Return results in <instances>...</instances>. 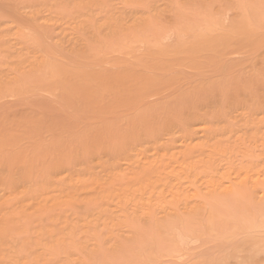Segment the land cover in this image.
<instances>
[{"label":"rangeland","instance_id":"374dc122","mask_svg":"<svg viewBox=\"0 0 264 264\" xmlns=\"http://www.w3.org/2000/svg\"><path fill=\"white\" fill-rule=\"evenodd\" d=\"M231 1L0 0V140L16 143L0 148V171L15 170L8 176L14 184L26 177L34 188L26 198L38 197L46 185L59 188L60 196L73 183L79 189L77 198L73 187L75 199L65 196L71 203L61 196L50 212H21L4 242L19 239L11 248L0 244V264H264V40L243 53L200 58L197 69H166L149 54L158 42L153 51L176 48L204 32L229 30L243 17L264 29V0ZM76 66L135 76L125 90H134L144 74L171 81L156 85L160 92L124 90L119 100L109 78L110 93L75 107L45 83L56 69ZM104 181L115 192L102 188ZM40 228L52 231L43 242L56 235L66 246L46 250Z\"/></svg>","mask_w":264,"mask_h":264},{"label":"bare ground","instance_id":"6f19581e","mask_svg":"<svg viewBox=\"0 0 264 264\" xmlns=\"http://www.w3.org/2000/svg\"><path fill=\"white\" fill-rule=\"evenodd\" d=\"M235 1V0H234ZM240 1V0H239ZM243 1V0H242ZM242 1H240V2H242ZM246 1V0H245ZM244 1V2H245ZM231 2H233V0L231 1ZM234 3H238V0L236 1V2H234ZM246 3V2H245ZM238 4H241V3H238ZM251 4V3H250ZM237 6V5H236ZM235 6V7H236ZM242 6H243V3H242ZM224 7V6H223ZM238 7V6H237ZM247 7V6H246ZM252 7H253V5H252ZM261 7V6H260ZM248 8V7H247ZM251 8V7H250ZM242 9V8H241ZM244 9V8H243ZM252 9H254V8H252ZM238 10V9H237ZM238 11H240V10H238ZM252 13H253V11H252ZM254 13H256V12H254ZM240 14V13H239ZM248 14H249V12H248ZM261 14V13H260ZM242 15V14H241ZM247 15V14H246ZM252 15V14H251ZM264 16V15H263ZM247 17H250L249 15L247 16ZM253 17V16H252ZM261 17V16H260ZM245 20H243V21H241V23L239 24V25H236L235 27H233V28H229V30H226L225 29V31H220V30H217V31H215V32H204V33H202L201 35H199L198 37L196 36V38L194 37V39L193 40H191L190 42L188 41V43H186V44H183V43H181L180 45H178V43L176 44L178 47H176V48H169V50L168 49H166V50H159L158 48V50L157 49H154L155 51H153V48L156 46V45H158V43H160V42H158L153 48H151V50L153 51V53H152V51H150L151 53H149V54H151L150 56H151V59H155V61H157L158 62V64L159 65H161L162 67H164V68H166V67H173V66H184V67H195L196 69L198 68V67H200L201 66V62H199V60H200V58L202 59L203 57H210L211 58V60H213V59H218V57H220V56H224V54L225 53H227L228 51L229 52H233L234 50L235 51H242V53H243V51L245 52V50H248L249 48L251 49V47L253 48V47H261V42L264 40V29L263 28H261L262 26H260V27H258V26H255L254 25V22L256 23L257 21H254V22H252L251 20L253 19H250V18H246V17H243ZM242 18V19H243ZM262 18H264V17H262ZM234 19H236V18H234ZM256 20V19H255ZM259 20V19H258ZM264 20V19H263ZM213 21V20H212ZM211 21V22H212ZM221 21V20H220ZM222 22V21H221ZM203 23V22H202ZM201 23V24H202ZM204 23H205V21H204ZM203 23V24H204ZM223 23V22H222ZM221 23V24H222ZM187 24V23H186ZM192 24V23H191ZM213 24V23H212ZM217 23L215 22V24H213V25H216ZM235 24V23H234ZM238 24V23H237ZM188 25V24H187ZM206 25V24H205ZM204 25V26H205ZM202 26V25H201ZM219 26V25H218ZM223 26V25H222ZM226 26V25H225ZM228 26H231V25H228ZM189 27H191V26H189ZM209 27H211V25L209 24ZM213 27V26H212ZM211 27V28H212ZM187 28V27H186ZM206 28H207V26H206ZM206 28H205V30H206ZM217 28V27H216ZM189 29V28H188ZM219 29V28H218ZM192 30H195V28L194 29H192ZM209 30V29H208ZM211 30V29H210ZM216 30V29H215ZM149 31V30H148ZM147 31V32H148ZM193 32V31H192ZM198 32V31H197ZM138 33V32H137ZM142 33V32H141ZM195 33H196V31H195ZM194 33V34H195ZM133 34V33H132ZM186 34H188V32L186 33ZM140 35V34H139ZM138 34L137 35H134V36H139ZM147 35V34H146ZM146 35L144 36V37H146ZM148 35H150V34H148ZM179 35H181V34H179ZM183 36V35H182ZM191 36H192V34H191ZM147 37H149V36H147ZM151 37V36H150ZM135 38V37H134ZM134 38L132 39V40H134ZM137 38V37H136ZM141 38V37H140ZM131 40V41H132ZM146 40H147V38H146ZM148 40H149V38H148ZM130 41V40H129ZM142 41V40H141ZM156 41V40H155ZM100 42V41H99ZM136 42V41H135ZM150 42H151V40H150ZM157 42V41H156ZM173 42V41H172ZM103 43H105V41L103 42ZM125 43V42H124ZM140 43H142V42H140ZM153 43V42H152ZM161 44V43H160ZM174 44H175V42H174ZM260 44V46H257V45H259ZM264 44V43H263ZM135 45V44H134ZM153 45V44H152ZM165 45V44H164ZM146 46H147V44H146ZM124 47V46H123ZM127 47V46H126ZM132 47V46H131ZM139 48L141 47V46H138ZM150 47V46H149ZM157 47V46H156ZM117 48V47H116ZM115 48V49H116ZM133 48V47H132ZM128 49V48H127ZM249 49V50H250ZM254 49V48H253ZM117 50V49H116ZM118 50H121L120 48L118 49ZM117 50V51H118ZM124 50H125V48H124ZM138 50V49H137ZM252 50V49H251ZM130 51V50H129ZM142 51V50H141ZM240 51V52H241ZM145 52H146V50H145ZM228 52V53H229ZM247 52V51H246ZM129 54V53H128ZM143 54V53H142ZM241 54V53H240ZM148 54L146 53V56H147ZM234 54H232V56H233ZM238 55V54H237ZM126 56V55H125ZM139 56H141V55H139ZM143 56V55H142ZM149 56V57H150ZM226 56V55H225ZM96 57V56H95ZM228 57H230V55L228 56ZM258 57V56H257ZM141 58V57H140ZM242 58V57H241ZM97 59V58H96ZM131 59V58H130ZM135 59V58H134ZM143 59V58H142ZM146 60H148V58H145ZM144 59V60H145ZM209 59V58H208ZM222 59V58H221ZM143 60V61H144ZM207 60V59H206ZM257 60V59H256ZM141 61V60H140ZM255 61V60H254ZM130 62V61H129ZM134 63H135V60L133 61ZM132 62V63H133ZM153 62V61H152ZM157 62H155V63H157ZM247 62V61H246ZM255 62H257V61H255ZM139 63V62H138ZM142 63V62H141ZM150 63V62H149ZM208 63V62H207ZM244 63V62H243ZM242 63V64H243ZM140 64V63H139ZM145 64V63H144ZM153 64V63H152ZM158 64H157V67H158ZM246 64V63H245ZM142 65H143V63H142ZM146 65V64H145ZM149 65H151V64H149ZM206 65V64H205ZM58 66V65H57ZM60 66V65H59ZM155 66H156V64H155ZM56 67V66H55ZM86 67V66H85ZM140 67V66H139ZM143 67V66H142ZM151 67V66H150ZM183 67V68H184ZM204 67V66H203ZM245 67V66H244ZM250 67V66H249ZM73 68V67H72ZM75 68H77V69H75V71H74V69L72 70V69H68L69 70V72L68 71H66L65 69L66 68H58V69H56V71L54 72V74H53V76H52V78H49L48 79V81H47V83H45V85H47V87L46 88H51L52 89V91L53 92H59V93H61L62 95L64 94V95H68V97H70L71 98V100H72V102H73V104L75 105V107H79V106H81V103H82V101H83V99L84 98H86V99H88V98H90V97H92L91 99H95L96 97H99V95H102V97H103V94H106L107 92H109L110 93V91L109 90H111L110 89V87H109V85L110 84H112V83H108V81H109V78H112L113 80H115L116 81V97H118L119 98V96L121 95L120 93L122 92V91H124L125 90V88L126 87H124V85H126L127 86V84L128 85H131V83L129 84V83H127V80H128V78H129V75H128V78H127V72L124 70V68L122 69V70H124V73L126 72V74H124V75H126L125 77L122 75V73H121V75H119V73L117 72H112V71H110L109 70V72H112V74L113 75H111L110 73L107 75L106 73L105 74H100V73H98V72H91V71H87V70H84L83 68V70L82 69H78V68H80L79 66L77 67H75ZM89 68V67H88ZM96 68V67H95ZM149 68V67H148ZM147 68V69H148ZM161 68V67H160ZM201 68H202V66H201ZM246 68V67H245ZM52 69V68H51ZM162 69V68H161ZM167 69V68H166ZM179 69V68H178ZM186 69V68H185ZM70 70H72V71H70ZM127 70V69H126ZM155 70H156V67H155ZM180 70V69H179ZM101 71V70H100ZM103 71V70H102ZM128 71V70H127ZM134 71V70H133ZM161 71V70H160ZM103 72H106V71H103ZM131 72V71H130ZM172 72V71H171ZM176 72V71H175ZM174 72V73H175ZM178 72V71H177ZM116 73V74H115ZM137 73H139V72H137ZM141 73H143V72H141ZM149 73V72H148ZM147 73V74H148ZM167 73V72H166ZM170 73V72H169ZM198 73H200L199 71H198ZM133 75H134V72L132 73ZM150 74H152V73H150ZM158 74V73H157ZM168 74V73H167ZM171 74H173V73H170V75ZM176 74V73H175ZM69 75V77H67ZM146 74H144V76H145ZM153 75H154V73H153ZM121 76H123V77H121ZM132 75L130 74V78H129V80L133 77H131ZM136 76H139V74L138 75H136ZM143 76V80H140V84H139V82L137 83V85L138 86H135L136 88H134V90H132V85H131V87H130V89H129V86H128V88H127V90H125V91H130L131 93L132 92H135V93H137V94H141V93H143L144 91L146 92V90L147 91H150V89L151 88H149V87H153L154 86V88H155V86L157 85L158 87H160L161 86V84H162V86H163V83L165 84H167V83H169L170 81H171V79L170 80H168L169 79V77H167L166 79L164 78V76H163V78H164V80H162L161 78H154V77H151V76H149V75H146L145 77ZM169 76V75H168ZM178 76V75H177ZM44 77H46V76H44ZM44 77H43V79H44ZM71 77V78H70ZM135 77V76H134ZM133 77V78H134ZM141 78H142V76H140ZM159 77V76H158ZM197 77V76H196ZM200 77V76H199ZM198 77V78H199ZM123 78V79H122ZM171 78V77H170ZM203 78H205V77H203ZM211 78V77H210ZM68 79H70L69 80V83H68ZM197 79V78H196ZM128 80V81H129ZM133 80V79H132ZM172 80H174V79H172ZM206 80V79H205ZM213 80V79H212ZM77 81H80V82H77ZM114 81V82H115ZM136 81V80H135ZM202 81H204V80H202ZM214 81V80H213ZM1 82V81H0ZM46 82V81H45ZM113 82V81H112ZM130 82V81H129ZM160 82H162L160 85H158ZM173 82V81H172ZM174 82H176V81H174ZM173 82V83H174ZM189 82H191V81H189ZM195 82H196V80H195ZM23 83V82H22ZM176 83H178V82H176ZM208 83V82H207ZM213 83V82H212ZM216 83V82H215ZM1 84L2 85H4L2 82L0 83V88H2V87H4V86H1ZM85 84V85H84ZM114 84V83H113ZM190 84V83H189ZM198 84H200V83H198ZM214 84V83H213ZM212 84V85H213ZM22 85V84H21ZM23 85H24V83H23ZM44 85V86H45ZM133 85H135V84H133ZM203 85H205V84H200V85H198L199 87L200 86H203ZM13 86V85H12ZM11 86V87H12ZM15 86H17V84L15 85ZM29 86V85H28ZM115 86V85H114ZM168 86V85H167ZM174 86V85H173ZM24 87V86H23ZM112 87V89H114L113 88V86H111ZM172 87V86H171ZM213 87H214V85H213ZM263 87V86H262ZM6 88V87H5ZM13 88V87H12ZM45 88V87H44ZM149 88V89H148ZM157 88V87H156ZM155 88V89H156ZM167 88V87H166ZM197 88V87H196ZM208 88V87H207ZM7 89V88H6ZM18 88H16V90H17ZM26 89V88H25ZM129 89V90H128ZM161 88H159V90H160ZM193 89V88H192ZM47 90V89H46ZM115 90V89H114ZM158 90V91H159ZM204 90V89H203ZM207 90V89H206ZM211 90V89H210ZM254 90V89H253ZM8 91V90H7ZM14 91V90H13ZM26 91H28V90H26ZM107 91V92H106ZM113 91V90H112ZM124 91V92H125ZM155 91V90H154ZM153 91V92H154ZM157 91V89H156V92H158ZM192 91L193 90H191V92L190 93H192ZM208 91V90H207ZM259 91V90H258ZM144 92V93H145ZM160 92V91H159ZM183 92V91H182ZM189 92V91H188ZM204 92V91H203ZM243 92V91H242ZM253 92V91H252ZM251 92V93H252ZM13 93H15V92H13ZM18 93H21V91L19 92L18 91ZM58 93V94H59ZM100 93H102V94H100ZM115 93V92H114ZM120 94L119 96H117V94ZM129 93V92H128ZM143 93V94H144ZM148 93V92H147ZM185 93H187V92H185ZM56 94V93H55ZM74 94H77V95H74ZM149 94V93H148ZM253 94V93H252ZM8 95V94H7ZM16 95V94H15ZM15 95H13V96H15ZM60 95V94H59ZM63 95V96H64ZM74 95V96H73ZM123 95V94H122ZM147 95V94H146ZM194 95V94H193ZM246 95V94H245ZM248 95H249V93H248ZM255 95H257V93H255ZM254 95V96H255ZM71 96H73V97H71ZM75 96H78V98H77V100H75ZM114 96V95H113ZM126 96H128V95H126ZM264 96V95H263ZM67 97V96H66ZM68 97H67V101H68ZM111 97V96H110ZM115 97V100L117 99ZM125 99H126V97L125 96H123ZM141 97V96H140ZM144 97V96H143ZM142 97V98H143ZM186 97V96H185ZM248 97H250V95L248 96ZM247 97V98H248ZM256 97V96H255ZM113 98V97H112ZM120 98H122V97H120ZM120 98H119V100H120ZM128 98H129V96H128ZM134 98H136V97H134ZM134 98H132V100L134 99ZM259 99H260V97H258ZM263 98V97H262ZM123 99V98H122ZM124 99V100H125ZM140 99V98H139ZM71 100H70V102H71ZM135 100V99H134ZM137 100V99H136ZM244 100V99H243ZM256 100V99H255ZM77 101V102H76ZM85 101V100H84ZM127 101V100H126ZM126 101H125V103H126ZM129 101H131V100H129L128 99V101L127 102H129ZM140 101H142V100H140ZM246 101V100H245ZM259 101V100H258ZM94 102V101H93ZM98 103L99 101L98 100H96L95 99V103ZM120 102H123V100L122 101H120ZM120 102L118 103V104H120ZM139 102V101H138ZM247 102V101H246ZM254 103V102H253ZM122 104H124V103H122ZM127 104V103H126ZM259 104H260V101H259ZM244 106H245V104H244ZM250 106H251V104H250ZM257 106H259L258 104H257ZM256 106V107H257ZM240 107V106H239ZM255 107V108H256ZM254 110H257V108L256 109H254ZM248 112V111H247ZM250 112H251V110H250ZM253 113V112H252ZM262 120H264V119H262ZM259 121H261V120H259ZM257 122H258V120H257ZM39 123H41V122H39ZM44 123V122H43ZM42 123V124H43ZM247 123V122H246ZM248 123H249V121H248ZM261 123V122H260ZM40 126H42L41 124H39ZM247 125V124H246ZM257 125V124H256ZM43 126H44V124H43ZM248 127H249V125H247ZM257 127H258V125H257ZM241 134H242V132H241ZM16 138H18V137H15L14 139H16ZM12 140V139H11ZM8 140V141H6V140H4V142L2 143L1 142V140H0V148H1V151L3 150V148L2 147H5V146H11L12 144H14V141L15 140ZM19 140H20V138H19ZM3 141V140H2ZM17 142H18V140H17ZM16 144V143H15ZM14 144V145H15ZM5 145V146H4ZM12 147V146H11ZM161 154V153H160ZM164 156V155H163ZM134 157V156H133ZM156 158V157H155ZM161 158V157H160ZM136 160V159H135ZM133 161V160H132ZM161 161V160H160ZM153 163H155V162H153ZM183 163V162H182ZM179 164V163H178ZM181 165V164H180ZM184 165V167L186 166L185 164H183ZM183 165H182V167H183ZM148 166V165H147ZM154 166V165H153ZM189 166V168H190V165H188ZM192 166V165H191ZM194 166V165H193ZM156 167V166H155ZM160 167V166H159ZM164 167V166H163ZM143 168H145V167H143ZM151 168V167H150ZM158 168V167H157ZM186 168H188V167H185V169ZM161 169H163V168H161ZM145 170H146V168L143 170L144 171V176H146L147 174H145L146 172H145ZM12 171L14 172L15 170H13V169H11L9 172H1L0 171V244L1 243H3L5 240H6V238H8V235H9V233H10V231H11V229L13 228V227H15L14 225V219H22L21 218V214L24 212V210H27V212H28V210H32V209H34V211H36V213L38 214L39 212H40V210L41 211H45V212H50V208H53V209H55V207L56 206H58V205H60V203H59V199L61 198V196H66V194H62L61 196L59 195V193H57L56 194V192H57V189L59 190V188H57V186H56V188L57 189H55V188H49V187H46V186H48V185H46L45 187L47 188H45V187H43L42 188V190L40 191V195L38 196V197H36V198H26V194H28V191L30 190L31 191V188H33L32 187V185L31 184H29V185H27V183L26 182H28L27 180H25L26 179V177H25V179H23V183H25V184H22V182L20 181V183H21V185H20V183L18 184V183H12V182H9L8 181V176L10 175V173H12ZM139 171H141V169L139 170ZM190 171V170H189ZM137 172V171H136ZM190 172H192V171H190ZM15 173H17V172H15ZM118 173V172H117ZM116 173V174H117ZM147 173H148V168H147ZM150 173V172H149ZM155 173V171L153 172V174ZM116 174H115V176H116ZM130 174V173H129ZM153 174H152V176H153ZM158 174V172L156 173V174H154V177L156 176ZM178 174H180V173H178ZM119 175V174H118ZM177 175V174H176ZM148 176H150V175H148ZM152 176H150V177H152ZM174 176H175V174H174ZM188 176V175H187ZM192 176H194V175H192ZM57 177V176H56ZM55 177V178H56ZM140 177V176H139ZM149 177V178H150ZM176 177V176H175ZM186 177V176H185ZM196 177V176H195ZM115 178V177H114ZM135 178V177H134ZM141 178H142V176H141ZM153 178V177H152ZM157 179H164V178H159V177H156ZM193 178V177H192ZM112 179V178H111ZM110 179V180H111ZM117 179V178H116ZM151 179V178H150ZM166 179V178H165ZM164 179V180H165ZM196 179V178H195ZM130 180V179H129ZM135 180H136V178H135ZM138 180V179H137ZM148 179H146L145 181H146V183H148V181H147ZM152 180V179H151ZM196 180H198V179H196ZM26 181V182H25ZM113 181V183L114 182H118L117 180L116 181H114V180H112ZM111 181V182H112ZM139 181H141V180H138V182ZM152 181H154V183L155 182H157V181H155V179L153 178V180ZM151 181V182H152ZM121 182V181H120ZM137 182V181H136ZM135 182V185H133V186H135V188H139V187H141L140 186V182H139V185L137 186L136 183ZM29 183V182H28ZM77 183V182H76ZM75 183V184H76ZM79 183V182H78ZM104 183H105V181L100 185V186H105V187H102V188H108L109 187V191L111 190V186H112V184L110 183V186H106V184L107 183H105V185H104ZM134 183V182H133ZM144 183V182H143ZM150 183V182H149ZM162 183V182H161ZM160 183V184H161ZM74 183H73V185H75ZM97 184V183H96ZM116 183H114V185H115ZM120 184V183H119ZM122 184V183H121ZM145 184V183H144ZM150 184H152V186H154V184L153 183H150ZM164 184H166L165 182H164ZM18 185H20V186H18ZM49 185H51V184H49ZM71 185H72V183H71ZM72 185V187H73V190H75L74 189V187L76 188V185L75 186H73ZM127 185V184H126ZM117 186V185H116ZM130 186V185H129ZM132 186V185H131ZM137 186V187H136ZM51 187V186H50ZM54 187V186H53ZM71 187V188H72ZM120 187H121V185H120ZM62 188V187H61ZM71 188H70V186H69V193H67V194H69L70 195V193L72 194V192H74L73 190L72 191H70L71 190ZM101 188V187H100ZM112 188H113V186H112ZM143 189H144V187H142ZM146 188V187H145ZM156 188V187H155ZM154 188V189H155ZM34 189V188H33ZM114 189V191L113 192H115V189H117L116 187L115 188H113ZM112 189V190H113ZM142 189V190H143ZM162 189H164V188H162ZM227 189V188H226ZM229 189V188H228ZM62 189H60V191H61ZM79 190V189H78ZM78 190H75V196H76V198L78 197L77 196V193H76V191H78ZM105 191H106V189H104ZM104 190H102L103 192H105ZM127 190V189H126ZM124 191V193H127V191ZM136 190H139V189H136ZM152 190H153V188H152ZM224 190V189H223ZM29 191V192H30ZM108 191V190H107ZM108 191V193H110ZM149 191V190H148ZM156 191V190H155ZM231 191V190H230ZM123 192V191H122ZM152 193L154 192V191H151ZM157 192H158V189H157ZM62 193V192H61ZM64 193V192H63ZM102 193V192H101ZM108 193H107V195H108ZM111 193H112V191H111ZM132 193H133V191H132ZM135 193H136V191H135ZM140 193V192H139ZM146 193H148V192H146ZM162 193V192H161ZM228 193H229V191H228ZM105 194V193H104ZM129 194V193H128ZM134 194V193H133ZM149 194V193H148ZM148 194H146L147 196H149ZM69 195H67V196H69ZM73 196H71V197H73V198H71V197H69V201L72 199H75L74 198V194H72ZM102 195V194H101ZM101 195H100V197H101ZM120 195L122 196V194L120 193ZM120 195H119V193H118V195H117V197L119 196L120 197ZM127 195V194H126ZM66 196V197H67ZM111 196H113V195H111ZM111 196H109L108 197V200H109V198H110V200H111ZM125 195H123V197H124ZM65 197V199H64V201L66 202V199L68 198H66ZM122 197V198H123ZM71 198V199H70ZM98 198H99V196H98ZM102 198V197H101ZM112 198H114V197H112ZM125 198V197H124ZM104 199V198H103ZM119 199V198H118ZM121 199V198H120ZM62 200V199H61ZM68 200H67V202H68ZM77 200V199H76ZM86 200V199H85ZM94 200H96V199H94ZM93 200V201H94ZM107 200V201H108ZM126 200V199H125ZM152 200V199H151ZM91 201V200H90ZM61 202H63V201H61ZM66 202V203H67ZM73 202H75V201H73ZM64 203V202H63ZM62 203V204H63ZM65 203V204H66ZM70 203H71V201H70ZM208 207V206H207ZM49 208V209H48ZM52 209V210H53ZM205 209H206V207H205ZM48 210V211H47ZM51 210V211H52ZM212 210V208L210 209V211ZM39 211V212H38ZM205 211H207V209L205 210ZM205 211H204V213H205ZM22 212V213H21ZM26 211H25V213H27ZM35 213V214H36ZM202 213V212H201ZM208 213H209V210H208ZM28 214V213H27ZM35 214H33L34 216H35ZM28 215H31V214H28ZM32 215V216H33ZM211 215V214H210ZM208 216H209V214H208ZM213 216V215H212ZM212 216L209 218L210 220L212 219ZM264 216V215H263ZM52 217V216H51ZM55 217V216H54ZM54 217H52V219H53V221H55L56 219H58V216H56L55 218ZM206 217H207V214H206ZM62 218V217H61ZM64 218V217H63ZM65 219V218H64ZM206 219V218H205ZM205 219H203L204 221H205ZM208 219V218H207ZM263 219V218H262ZM69 220V219H68ZM72 220V219H71ZM60 221V220H59ZM86 221V220H85ZM251 222H252V220H250ZM61 222H63V221H60L59 223H61ZM72 222V221H71ZM71 222H69V224L71 223ZM246 222V221H245ZM257 222H259V221H257ZM256 222V223H257ZM14 224L13 225V227H11L10 225L11 224ZM15 223H17L18 224V222H17V220L15 221ZM203 223V222H202ZM207 223V222H206ZM264 223V222H263ZM57 224H58V222H57ZM68 224V225H69ZM73 224V223H72ZM212 224V223H211ZM244 224V223H243ZM262 224V223H261ZM61 225V224H60ZM63 225V224H62ZM66 225V223L64 222V225L63 226H65ZM74 225V224H73ZM246 225V224H245ZM257 225H259V224H257ZM54 226V225H53ZM52 226V227H53ZM55 226H56V224H55ZM254 226H256V225H254ZM59 227V226H58ZM66 227H67V225H66ZM70 227V226H69ZM68 227V228H69ZM74 227V226H73ZM75 227H76V225H75ZM240 227H242V225L240 226ZM245 227V226H244ZM247 227V226H246ZM261 227V226H260ZM27 228V227H26ZM71 228H72V226H71ZM251 228H252V226H251ZM250 228V229H251ZM23 229H25V227H21L20 229H19V231H17V232H20V230L22 231ZM59 229V228H58ZM62 229H64V228H62ZM76 229V228H75ZM239 229V228H238ZM242 229V228H241ZM254 229V228H253ZM264 229V228H263ZM68 230V229H67ZM245 230V229H244ZM64 231V230H63ZM73 231H74V229H73ZM186 231V230H185ZM188 231V230H187ZM241 231V230H240ZM249 231V230H248ZM264 231V230H263ZM38 232L39 233H41V234H39V236L38 237H41V238H39L40 240L42 239V237H43V239H44V235L46 234V232H49V233H51L52 231L51 230H47V229H43L42 228V230H41V228L38 230ZM66 232V231H65ZM69 232H71L70 230H69ZM68 232V233H69ZM188 233V232H187ZM186 233V234H187ZM237 233V232H236ZM66 234V233H65ZM240 234V233H239ZM43 235V236H42ZM53 235L54 234H51V236L53 237ZM245 235V234H244ZM10 236H12V233H10V235H9V238L8 239H10ZM55 237H53L54 239H52L51 240V237L50 238H48V239H50L51 240V244L49 243V241H47L46 240V242H43V241H45V240H41V241H39L40 243H44V245L45 246H48V244H50L48 247H46V250H51V249H53V250H51V252L53 251V252H55L54 251V249H56V247H57V250H58V247L59 246H61V245H63L62 247H64V246H66V245H64L65 243H63L64 242V240H61V237H56V235H54ZM62 236H64V235H62ZM71 236V235H70ZM187 236V235H186ZM15 237V236H14ZM65 237V236H64ZM66 237H67V235H66ZM69 237V236H68ZM17 239H19L18 237H16ZM28 238V237H27ZM248 238H249V236H248ZM7 239V240H8ZM13 239H15V238H11V242L10 243H12V240ZM17 239H15V242H17ZM34 239V238H33ZM67 239V238H66ZM197 239V238H196ZM262 239V238H261ZM24 240H26V239H24ZM35 240H38V238L37 239H34V243H36V241ZM263 240V239H262ZM10 241V240H9ZM20 241V240H19ZM22 241V240H21ZM66 242H68L67 240H65ZM71 241V240H70ZM181 241V240H180ZM254 241V240H253ZM14 242V243H15ZM29 242H31L30 240H29ZM47 242H48V244H47ZM73 242V241H72ZM141 242V241H140ZM5 243H7V241L6 242H4V244H2V245H4L3 247V249H6L5 248V246H6V244ZM10 243L7 245V246H9L10 245ZM20 243V242H19ZM18 243V244H19ZM42 243V244H43ZM69 243V242H68ZM33 244V243H32ZM73 244L74 243H72V245L71 246H73ZM136 244V243H135ZM247 244H249V243H247ZM256 244V243H255ZM16 245H17V243H16ZM20 245V244H19ZM31 245V244H30ZM38 245H39V243H38ZM37 245V246H38ZM241 245V244H240ZM13 246V245H12ZM14 246H15V244H14ZM33 247H34V244L32 245ZM239 246V245H238ZM242 246V245H241ZM23 247H24V245H23ZM22 246H21V248H23ZM44 246L42 245V248H43ZM2 248V247H1ZM8 248H11L10 246L8 247ZM45 248V247H44ZM61 248V247H60ZM59 248V249H60ZM69 248H70V246H69ZM137 248V247H136ZM2 249V250H3ZM237 249V248H236ZM262 249V248H261ZM260 249V250H261ZM1 250V249H0ZM1 250V251H2ZM10 250H13V248L12 249H10ZM15 250H16V248H15ZM56 250V251H57ZM246 250V249H245ZM0 251V252H1ZM38 251V250H37ZM69 251V250H68ZM13 252H15V251H13ZM40 251H38V253H39ZM45 251L43 250V253H44ZM235 252V251H234ZM240 252V251H239ZM2 253V252H1ZM43 253H41L42 254V256H44L43 255ZM257 253V252H256ZM17 254V253H16ZM40 254V253H39ZM258 254H260V253H258ZM264 254V253H263ZM21 255H22V253H21ZM24 255V254H23ZM48 255V254H47ZM53 255V254H52ZM0 256H1V254H0ZM41 256V255H40ZM39 257V256H38ZM71 257H72V255H71ZM81 257H83V256H81ZM227 257H229V256H227ZM4 258V257H3ZM37 258V257H36ZM251 258V257H250ZM250 258H249V260H250ZM0 259H1V257H0ZM21 259V258H20ZM26 259H28L27 257H26ZM83 259V258H82ZM142 259V258H141ZM245 259V258H244ZM2 260V259H1ZM135 260V259H134ZM143 260V259H142ZM148 261V260H147ZM77 262H78V260H77ZM1 263V262H0ZM148 263V262H147ZM246 263H247V260H246ZM3 264H5V263H3ZM211 264V263H210ZM217 264V263H216ZM259 264V263H258Z\"/></svg>","mask_w":264,"mask_h":264}]
</instances>
